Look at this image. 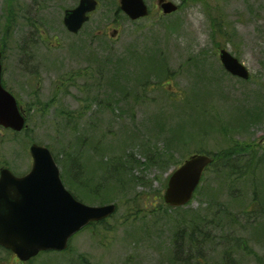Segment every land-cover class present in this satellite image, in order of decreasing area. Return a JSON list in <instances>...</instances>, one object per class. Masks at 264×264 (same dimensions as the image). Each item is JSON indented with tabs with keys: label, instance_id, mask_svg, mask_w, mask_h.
I'll use <instances>...</instances> for the list:
<instances>
[{
	"label": "rangeland",
	"instance_id": "374dc122",
	"mask_svg": "<svg viewBox=\"0 0 264 264\" xmlns=\"http://www.w3.org/2000/svg\"><path fill=\"white\" fill-rule=\"evenodd\" d=\"M97 1L74 36L62 20L79 0H0L2 82L26 120L21 133L0 128V169L27 174L37 144L56 157L77 200L117 206L65 252L29 264H221L225 255L227 264H264V194L251 207L250 180L229 188L210 171L186 207L163 202L171 174L193 153L245 145L263 158L264 0H167L179 8L169 16L143 0L149 16L136 22L118 0ZM222 50L248 81L222 68ZM158 122L182 127L185 139L164 144ZM12 261L0 249V264Z\"/></svg>",
	"mask_w": 264,
	"mask_h": 264
},
{
	"label": "water",
	"instance_id": "95a60500",
	"mask_svg": "<svg viewBox=\"0 0 264 264\" xmlns=\"http://www.w3.org/2000/svg\"><path fill=\"white\" fill-rule=\"evenodd\" d=\"M97 6L96 0H79L74 9L66 10L63 25L67 32L77 35ZM157 6L164 16L178 10L167 0H157ZM119 8L133 22L149 15L143 0H119ZM219 60L227 73L249 80L247 69L227 51H220ZM1 76L0 55V127L19 133L25 128V119L14 97L2 87ZM29 154L32 166L25 176L16 177L8 169H0V246L23 262L40 252L66 250L73 235L116 211L114 204L87 206L75 200L65 189L59 168L47 148L32 144ZM211 164L212 158L205 155H194L186 160L168 180L163 195L165 205L186 206Z\"/></svg>",
	"mask_w": 264,
	"mask_h": 264
},
{
	"label": "trees",
	"instance_id": "16d2710c",
	"mask_svg": "<svg viewBox=\"0 0 264 264\" xmlns=\"http://www.w3.org/2000/svg\"><path fill=\"white\" fill-rule=\"evenodd\" d=\"M113 75H115V74H113ZM74 78L75 77L73 76V77L67 78L64 81L69 83V85H72V81L74 80ZM111 78H113V77H111ZM145 80H148V77H146ZM127 81H129V80H127ZM159 85H160V83H159ZM139 87L145 88V83H141ZM124 89H128V88H124ZM170 99H172V98L170 97ZM170 105H173V103L171 102ZM170 107H172V106H170ZM156 128H158V131L161 134V137L163 139L164 144H166L165 140H167L169 142L173 141V143L176 142V136H181V138L183 140L185 139L184 138L185 135L181 129L182 127H179V126L173 127V125L171 123L166 124V125H164L163 123L162 124L159 123V125ZM160 130L162 132H160ZM258 148L259 147L245 146V145L228 146L227 149L224 148L218 154L211 156V157H213V163L206 172V174H207L208 172L211 171L210 173L219 176V178L222 177L221 181H223L224 184L227 185L229 188L235 187L236 185H238L240 183H244V181L247 182L248 180H250V182H251L250 206L251 207L252 206L255 207L257 205V203L260 199L259 194H261L262 196L264 194V184L261 186V184L259 183V179H261L260 177H262V174L264 173L263 172L264 156H263V158L261 156H258V153L256 152V149H258ZM193 154H197V152L193 153ZM193 154H191V155H193ZM198 154H203V153H198ZM191 155H189V156H191ZM206 155H208V154H206ZM208 156H210V155H208ZM54 159L56 160V157H54ZM105 162L108 164L112 163V162H108L107 159L105 160ZM260 187L263 188L262 193L259 192ZM246 214L251 215L252 212L251 211L243 212V215H246ZM218 215H220V214H217L213 218V224H217ZM194 218L195 219H193V221H189V223L185 224L186 227H190V229H191L190 232L187 234L188 247H190V246L195 247L196 239L198 236L197 228L199 227L198 226L199 222L196 223L195 220H198V218L197 217H194ZM219 218H222V217H219ZM201 222H204V220L202 219ZM209 222H210V220H209ZM219 223H221V221H218V224ZM178 225L184 226L182 223H178ZM210 225H212L211 222H210ZM218 226H220V225H218ZM174 246L177 247V240L176 239L174 240ZM223 259H224V263H221V264H227L229 257H227L225 255V257Z\"/></svg>",
	"mask_w": 264,
	"mask_h": 264
},
{
	"label": "flooded vegetation",
	"instance_id": "af4514ba",
	"mask_svg": "<svg viewBox=\"0 0 264 264\" xmlns=\"http://www.w3.org/2000/svg\"><path fill=\"white\" fill-rule=\"evenodd\" d=\"M61 84L63 85V82H61ZM17 103H18V102H17ZM18 107H19L20 112L22 113L23 110L21 109L19 103H18ZM0 249H1V247H0ZM1 250H2V249H1ZM47 254H59V253H47ZM11 256H12V258H13V261L11 262L12 264H29V262H31V261H29V262H27V263H22V262H20V261L15 257V255L11 254Z\"/></svg>",
	"mask_w": 264,
	"mask_h": 264
}]
</instances>
